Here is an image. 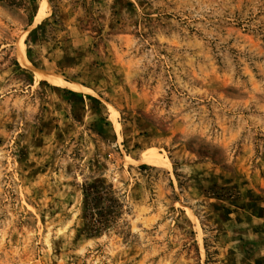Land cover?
<instances>
[{
	"label": "rangeland",
	"instance_id": "obj_1",
	"mask_svg": "<svg viewBox=\"0 0 264 264\" xmlns=\"http://www.w3.org/2000/svg\"><path fill=\"white\" fill-rule=\"evenodd\" d=\"M0 264H264V0H0Z\"/></svg>",
	"mask_w": 264,
	"mask_h": 264
},
{
	"label": "trees",
	"instance_id": "obj_2",
	"mask_svg": "<svg viewBox=\"0 0 264 264\" xmlns=\"http://www.w3.org/2000/svg\"><path fill=\"white\" fill-rule=\"evenodd\" d=\"M88 219L92 221V231L105 229L114 220L116 201L108 191H103L100 184L85 191Z\"/></svg>",
	"mask_w": 264,
	"mask_h": 264
},
{
	"label": "bare ground",
	"instance_id": "obj_3",
	"mask_svg": "<svg viewBox=\"0 0 264 264\" xmlns=\"http://www.w3.org/2000/svg\"><path fill=\"white\" fill-rule=\"evenodd\" d=\"M43 2H46V0H43Z\"/></svg>",
	"mask_w": 264,
	"mask_h": 264
}]
</instances>
